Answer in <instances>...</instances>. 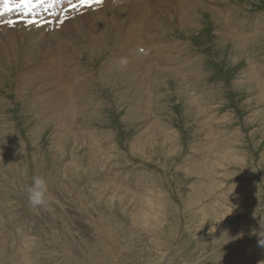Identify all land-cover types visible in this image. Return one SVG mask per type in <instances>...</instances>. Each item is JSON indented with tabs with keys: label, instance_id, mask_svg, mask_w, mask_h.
<instances>
[{
	"label": "rangeland",
	"instance_id": "rangeland-1",
	"mask_svg": "<svg viewBox=\"0 0 264 264\" xmlns=\"http://www.w3.org/2000/svg\"><path fill=\"white\" fill-rule=\"evenodd\" d=\"M195 1L196 20L179 23L166 2L160 32H136L159 54L108 67L117 44L128 47L119 32L112 50L84 53L72 79L59 44L88 33L0 48V264H264V0H222L226 23ZM97 9L72 17L90 25ZM155 58L162 66L149 67ZM37 62L66 96L29 82ZM37 85L52 108L36 103Z\"/></svg>",
	"mask_w": 264,
	"mask_h": 264
},
{
	"label": "bare ground",
	"instance_id": "bare-ground-1",
	"mask_svg": "<svg viewBox=\"0 0 264 264\" xmlns=\"http://www.w3.org/2000/svg\"><path fill=\"white\" fill-rule=\"evenodd\" d=\"M172 1H174V2H172ZM206 1L209 3L210 8L215 10L214 12H215V16H216V19H217L216 21L218 23H221V22L226 23V22L229 21V19H231L232 15H233V12L231 11L232 7H230V5L227 4L226 2H225L226 3L225 4L223 2L224 0L223 1L222 0H206ZM137 2L142 4V6L139 9H137L138 8L137 7L138 4H135ZM166 2H167V4L172 5L171 7H179V10L177 12V17H178L179 23H187V22H190L192 20H196V16H197V14H196L197 11L196 10H197V8L199 9L200 7H199V4L197 3V1H195V0H105L104 3L101 6L98 7L99 9L96 8L97 10L95 11V13L93 12L94 13L93 18L90 15V19L92 20L90 25H88L85 22H78L77 20L80 19L79 15L72 17L73 14L76 11L68 12L67 13L68 16L61 15L59 17H55L56 14L58 13V8L52 9L54 11H52L51 9H47L46 11H41L37 7V10H33L30 13H28V11L26 9H22L21 8L19 11L17 10L18 12H13L11 9H15V7L13 5L14 4V0H10V1H8V10L6 11V13L4 15H2V17H0V39L2 41V44L4 43V45H1L0 48L1 49L10 48L13 51L16 48L14 41L19 40L21 42H25L24 38L36 39V43H32V44L34 46L38 45V44H42V46H43V44H44L43 42L44 41H46V43L49 42L50 38H56V39H54V40H56V42L58 40H60L64 36V31H65V34L66 33L70 34L71 32H73L76 36L79 37V39L86 38L85 37L86 33H88V37H89L90 40L87 43L83 44L82 42H79V44L77 45L76 39L70 34L69 41H68V39H65V43H60L59 44L58 49H59V51L61 50V53H62V57H61V60H60V65H61L62 69H66L67 70V73L69 71V73L67 74L69 76L68 77L66 75H64V76H66L68 79H72L76 74H78L79 72L84 70V69H81L79 67L81 64H78V63L82 62V60L79 59V58H81L84 55V53H87L89 56H94L96 54H98V56H99L101 52H104L106 50L107 51L108 50H112L111 46L107 44V41L114 42V39L119 34V32L121 33V35H126V37L129 39L127 41V43H126L128 45V47L122 46L121 44L118 43L117 44V45H119L118 46V50L114 51L112 53V55L109 54L108 60L105 62V64H107V63L114 64L115 62H118V61L120 62V57L125 55V54L126 55L131 54V57H132V53L135 56L139 55L141 50H142L141 47H143V46L138 47L139 44H137V43L140 42L141 39L138 40L136 38V32L137 31H142L143 32L142 34H144V36L146 35L145 32L148 29L149 30H155V31L157 30L158 32H160V30H161L160 29V24L158 23V21H157V23L154 22V21L159 19L158 18V13L160 12V8H162L163 10H166V7L169 6V5L167 6ZM18 3L19 4H25V3H20L19 1H18ZM69 5H71V4H66L65 6H63V9H65ZM229 8H231V10L230 11H226ZM145 10H147L148 17H149V19L146 22L143 21L141 17H139L141 15V13H143ZM181 10H184L185 13L182 12ZM61 12H65V11H61ZM50 13L54 17L50 16L49 15ZM40 14L45 15V17L42 18ZM83 14H84V12H83ZM50 18H54V24H56V22H57V24L54 26L56 29L52 30L51 29L52 27H49L50 26V24H49L50 23ZM63 18H66V20L62 23ZM134 18L135 19L137 18L139 23H137V22L135 23L134 22L135 25L133 27H130V25L132 24L131 21ZM84 19H86V18H84ZM30 20L34 21V25L31 24ZM254 23H256V21ZM54 24H51V25L53 26ZM139 25L141 27H139ZM224 25H226V24H224ZM111 26H114L116 28L115 31L118 30L117 34L112 33V31H110L111 30L110 29ZM42 29H44V30L40 33V30H42ZM243 32L246 33V29L243 30ZM43 33H46V34L44 35ZM220 33H221V35H223L224 38L227 37L225 35V32H223L222 30L220 31ZM253 33H254V31H253ZM21 34H23V35L24 34H30V35L23 36ZM32 35H34V36H32ZM5 36H9L10 37V38H8V42L4 41V40H7V39H4ZM17 36H19V38L11 39V38H15ZM50 36H52V37H50ZM245 36H244V39H245ZM48 37H50V38H48ZM159 38L162 39V37H159ZM143 39H147V37H144ZM75 44H76V46H75ZM33 45H31V46H33ZM52 45H53V43H52ZM174 48H175V46H174ZM10 49L7 50L6 54H8L9 51H11ZM181 51H182V49H180L179 53H181ZM49 52H51V51H49ZM145 52L147 53V51H145V49H144V53ZM151 52H153L154 54H159L160 53V51L158 49H156V47H153L152 51H148L147 56L150 55ZM38 54H39V52L37 51V48H35L34 52H32L30 50L27 51V58H28L29 61H30L31 58L33 59L32 56L35 57L34 61L32 62V65L36 63L35 59L38 56ZM161 55H162V53H161ZM170 56H172L171 52L166 55L165 60L168 61L170 59ZM137 57H135L134 59H137ZM157 58H155V61L153 63H151L150 65H148V66L149 67L158 66V65L162 66L163 62L157 61L158 60ZM177 58L178 57H175V56L171 57V59H173L174 62H170L168 64L176 65L177 64L176 63V59ZM144 61H147V60H144ZM185 62L187 63V60H185ZM105 64H104V69L106 70L109 67V65L107 64L108 67L105 68V66H106ZM123 64H125V63H123ZM130 64H132V63H128V65H130ZM36 66L37 67H34V69L31 72L28 70L29 71V75L33 76V78L31 77L32 79L29 81L30 83H31L32 80L34 82H36L40 78V77L37 76V72L40 70L38 62H37ZM185 66H189V63L187 65H185ZM55 67H56V65H55ZM40 68L43 69V67H40ZM43 71H44V69H43ZM52 73H51V75H52ZM76 76H78V75H76ZM42 77H44V76L42 75ZM52 77H54V76H52ZM66 77H65V79H66ZM47 79L51 83V79L50 78H46L44 80L42 78L41 79L42 82L40 81L41 83L40 82L39 83L41 85H43V86L46 85V86L49 87L50 84L47 85L48 84ZM82 79H84V78H82ZM75 83H77V82H75ZM62 88H64V87H62ZM62 88H60L59 91L57 90V93H55V94H54V92L51 91L50 87L48 88V91L49 92L51 91L52 92L51 95H53V97L55 99H57V97L60 94L63 95V96L67 95L66 92L68 91V88H64V89H62ZM35 91L36 92H34V95H36L38 97L37 100H36V103L37 102L41 103V102L46 101V103H49L48 104V107L50 106L49 108H52V106H54L53 104H51L50 100L49 101L46 100L47 98H49L50 95L46 94L45 91L42 92V87L41 86L37 85ZM58 92L60 94L58 96H56L58 94ZM50 97H52V96H50ZM59 98H60V96H59ZM63 99H64V97H63ZM63 99L61 98V100H63ZM53 101H55V100H53ZM61 104H63V103H61ZM0 105H1V103H0ZM57 106H60V104L57 105ZM60 108L57 107V108L51 109L52 111H50V110L49 111L53 112V113H57V114H60V113L64 114V111L60 110ZM55 117H56V115H55Z\"/></svg>",
	"mask_w": 264,
	"mask_h": 264
}]
</instances>
